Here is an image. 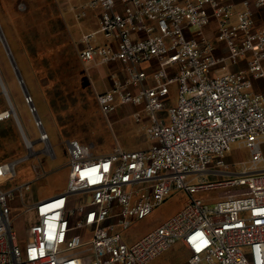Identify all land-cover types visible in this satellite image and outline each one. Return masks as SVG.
<instances>
[{"label": "built area", "instance_id": "2783aa9c", "mask_svg": "<svg viewBox=\"0 0 264 264\" xmlns=\"http://www.w3.org/2000/svg\"><path fill=\"white\" fill-rule=\"evenodd\" d=\"M263 8L264 0L238 5L88 0L77 18L99 10V27L82 35L81 61L121 63L127 72L125 81L117 79L97 95L100 110L109 117L119 106L139 108L134 118L142 123L146 116L153 145L138 150L116 145L110 154L95 157L90 145L68 141V186L27 206L25 213H33L35 221L24 248L13 228L10 201L18 190L25 203L31 183L0 188V264H148L178 242L189 254L180 264H264V90L254 91L256 80L264 82V26L256 20ZM210 26L215 27L212 36ZM0 41L12 58L1 27ZM154 60L163 67L151 74L144 65ZM243 60L245 69H231ZM169 66L176 73H169ZM14 69L44 149L35 151L36 141L26 136L1 73V94L9 108L0 111V122L17 121L28 157L45 152L56 159L35 98L15 63ZM150 77L154 84L148 83ZM173 83L179 96L170 106ZM236 142L249 148L251 157L240 163L239 172H227L221 168L229 167L225 157ZM21 161L0 163V180L16 176ZM205 174L236 178L206 183ZM218 186L247 189L213 204L194 197ZM178 190L188 195L182 209L138 241L126 242L123 233Z\"/></svg>", "mask_w": 264, "mask_h": 264}, {"label": "rangeland", "instance_id": "374dc122", "mask_svg": "<svg viewBox=\"0 0 264 264\" xmlns=\"http://www.w3.org/2000/svg\"><path fill=\"white\" fill-rule=\"evenodd\" d=\"M17 3L19 9L20 5L23 4L24 9H20L21 11L27 9L26 1L20 0ZM76 18L75 16L70 20L69 25L74 30L75 35H80L82 27L79 23L82 22V19L77 20ZM76 26L79 32L76 31ZM0 27L12 51V58H14L20 74L35 98L39 115L44 122L45 129L57 155L56 159H52L45 152H40L38 155L33 154L28 157L29 152L26 148L25 137L17 121L10 118L0 122V163L22 160L17 166V175L0 180V188L5 190L15 189L26 182L31 183V189L24 194L25 203L22 202L18 190L15 191V196L10 201L13 228L18 234L20 246L24 248L28 242V228L35 221L33 213H25L27 206L38 200L60 194L68 186L70 173L67 151L68 141L77 140L88 145L96 142V146L91 147L93 155L96 154V156L106 154L110 149L113 151L114 145L117 144L126 150H138L148 148L152 142L148 138L145 129L146 122L138 123L133 117L127 118L123 122H109V118L103 115L98 106L97 92L92 87L89 79V77L94 76L96 69L85 67L78 60L73 66L71 65L72 67H68L71 75H68L69 79L66 80L65 66L57 63L59 58L46 57L33 70L22 46L19 31L12 18V8L6 0H0ZM12 58L8 55L5 44L0 41V73L13 100L26 136L30 140L36 141L35 151H42L44 143L38 141L40 129L36 126L34 115L24 101V89L18 81V74L14 69ZM80 69L85 78L87 76L86 83L83 86L80 81L70 77L73 75L76 78V74L77 76L78 73L81 74ZM44 72L50 74L51 81L46 80L44 82L41 80V75ZM35 73L38 74V80ZM44 84H49L53 88L50 97L45 95ZM178 96V83L170 84L168 102L170 106L177 104ZM8 108L9 106L5 97L1 94L0 87V111ZM160 115H164L169 123L166 112ZM98 132L103 135V139L99 140ZM250 157L251 151L249 148L240 146L238 142L233 143L232 151L225 157L229 167L221 169H225L227 172H239L241 170L240 163L250 160ZM41 169L44 173L38 177ZM235 178L234 175L205 174L203 181L217 183ZM198 182V180L195 181V183ZM246 189V186H218L201 190L194 194V197L213 204L243 193ZM187 198L188 195L184 191H174L167 201L156 208L149 217L134 223L130 229L123 233L126 242L134 243L138 241L173 217L182 209ZM188 256L189 254L183 244L178 242L148 264H180L185 263Z\"/></svg>", "mask_w": 264, "mask_h": 264}, {"label": "crops", "instance_id": "0c3cea01", "mask_svg": "<svg viewBox=\"0 0 264 264\" xmlns=\"http://www.w3.org/2000/svg\"><path fill=\"white\" fill-rule=\"evenodd\" d=\"M18 1L20 0H6L8 5L12 8V18L19 31L22 46L25 50L30 66H32L34 70L35 66L40 65L41 60L46 57L59 58V61L56 62L65 66V79L68 80V75H71L69 74L68 67L71 65L73 66V64L77 63L78 60L82 62L79 55L81 49L83 48L80 43L82 35L88 32L96 31L99 27V10H92L88 13L85 19L82 18V22L79 23L82 27V31H80L82 33H80V35H75L74 30L70 28L69 21L75 18V16L77 17V13L80 11L81 7L88 2V0H24L27 2V9L25 11H21L19 9L17 3ZM243 1L245 0H223L224 3H232L236 5L241 4ZM76 19L78 20V18ZM256 20L257 26H264V8L256 11ZM77 28L78 27L76 26V31L79 32ZM207 32L210 36L214 35L215 27L210 26ZM103 41V38H101V42ZM221 48L224 49V46ZM10 52L11 55H13L11 49ZM12 60L14 61V58H12ZM84 65L85 67L88 66L90 69H96L94 76L89 77V79L92 87L97 92V95L110 90L113 87L115 80L118 79L125 81L127 78V72L121 63H112L100 66H96L94 64ZM144 67L152 74L159 68H162L163 65L160 61L154 60L145 64ZM246 67L247 64L243 60L237 65H232L231 69L238 70L245 69ZM167 69L169 73H176L177 71V68L174 66H169ZM80 72L81 74L78 73V76L76 74V78H74L75 76L73 75L70 77L80 81L83 86L86 83L87 76L85 78L81 69ZM41 80L44 82L46 80H50V74H46L44 72L41 75ZM148 83L150 85L155 83L153 77L148 79ZM52 89L53 88H51L49 84H44L43 90L45 91L46 97L51 96L53 92ZM262 90H264V82L262 80H256L254 91ZM138 110L139 108L132 105L119 106L117 110L108 117V120L109 122H123L127 118H134V113ZM143 122H146V124L148 123L146 116H144ZM98 137L99 140L103 139V135L100 132H98ZM95 144L96 142H92L90 143V146L94 148L96 146ZM152 145L153 143H151L148 148ZM110 151L106 154L97 156L95 154L94 156L100 157L108 155L112 152ZM40 172H43V170L41 169Z\"/></svg>", "mask_w": 264, "mask_h": 264}, {"label": "bare ground", "instance_id": "6f19581e", "mask_svg": "<svg viewBox=\"0 0 264 264\" xmlns=\"http://www.w3.org/2000/svg\"><path fill=\"white\" fill-rule=\"evenodd\" d=\"M16 109V108H15ZM17 112V111H16ZM18 114V113H17Z\"/></svg>", "mask_w": 264, "mask_h": 264}, {"label": "water", "instance_id": "95a60500", "mask_svg": "<svg viewBox=\"0 0 264 264\" xmlns=\"http://www.w3.org/2000/svg\"><path fill=\"white\" fill-rule=\"evenodd\" d=\"M13 64H14V62H13Z\"/></svg>", "mask_w": 264, "mask_h": 264}]
</instances>
